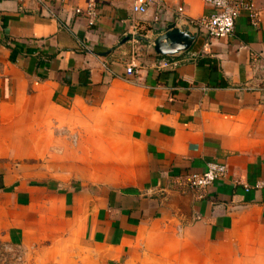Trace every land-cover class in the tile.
<instances>
[{
    "label": "crops",
    "instance_id": "1",
    "mask_svg": "<svg viewBox=\"0 0 264 264\" xmlns=\"http://www.w3.org/2000/svg\"><path fill=\"white\" fill-rule=\"evenodd\" d=\"M135 1L99 0L89 26L75 14L88 0H0V253L264 264V94L246 90L264 83V0L256 25L242 13L230 38L196 31L179 57L152 41L212 8L149 0L139 14ZM209 163L225 177L191 190Z\"/></svg>",
    "mask_w": 264,
    "mask_h": 264
},
{
    "label": "built area",
    "instance_id": "2",
    "mask_svg": "<svg viewBox=\"0 0 264 264\" xmlns=\"http://www.w3.org/2000/svg\"><path fill=\"white\" fill-rule=\"evenodd\" d=\"M204 4L212 8L211 15L199 20L190 21L196 31L203 33L208 40L227 39L233 36L235 23L242 13H246L252 25H256V13L251 0H201ZM99 0H88L85 10L77 8L75 14L88 18L89 26L95 25L98 16ZM149 0H136L132 7L134 13L145 14L147 12ZM182 8L178 9L182 13ZM138 33L132 32V42L134 45L139 43ZM187 60H168L162 59L159 63L161 69H172ZM133 73V66L126 68V74ZM247 91L264 94V83L246 87ZM227 173V168L223 164L209 163L205 171L200 175L189 180L188 186L191 190H204L214 182L222 180ZM20 255L10 250L8 247L0 253V264H21Z\"/></svg>",
    "mask_w": 264,
    "mask_h": 264
},
{
    "label": "water",
    "instance_id": "3",
    "mask_svg": "<svg viewBox=\"0 0 264 264\" xmlns=\"http://www.w3.org/2000/svg\"><path fill=\"white\" fill-rule=\"evenodd\" d=\"M196 37V30L191 29L188 23H174L152 41V47L157 55L179 57L191 49Z\"/></svg>",
    "mask_w": 264,
    "mask_h": 264
}]
</instances>
